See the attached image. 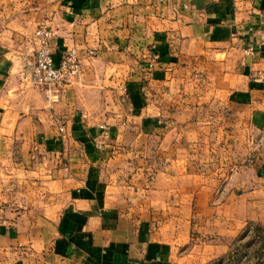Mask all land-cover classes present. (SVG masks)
<instances>
[{
  "label": "crops",
  "instance_id": "obj_1",
  "mask_svg": "<svg viewBox=\"0 0 264 264\" xmlns=\"http://www.w3.org/2000/svg\"><path fill=\"white\" fill-rule=\"evenodd\" d=\"M42 23L82 58L61 89L32 80ZM257 29L264 0H0V264L226 253L264 202Z\"/></svg>",
  "mask_w": 264,
  "mask_h": 264
},
{
  "label": "built area",
  "instance_id": "obj_2",
  "mask_svg": "<svg viewBox=\"0 0 264 264\" xmlns=\"http://www.w3.org/2000/svg\"><path fill=\"white\" fill-rule=\"evenodd\" d=\"M256 35L264 39L262 29L255 31ZM52 30L44 23L40 24L35 32V39L38 45L36 63L32 72V80L41 87L46 89H61L65 85L78 79L82 73V58L78 51L69 49L62 53L58 61L54 58L51 39ZM248 53H255L257 47L250 45ZM153 62H156L158 55H152ZM61 134L66 132L64 125L60 126Z\"/></svg>",
  "mask_w": 264,
  "mask_h": 264
},
{
  "label": "rangeland",
  "instance_id": "obj_3",
  "mask_svg": "<svg viewBox=\"0 0 264 264\" xmlns=\"http://www.w3.org/2000/svg\"><path fill=\"white\" fill-rule=\"evenodd\" d=\"M6 180L0 176V185ZM262 184L264 186V180ZM259 195L258 199L264 200V193ZM247 211L250 218L241 219L245 224L238 228L235 238L229 241L227 252L205 264H264V202Z\"/></svg>",
  "mask_w": 264,
  "mask_h": 264
}]
</instances>
